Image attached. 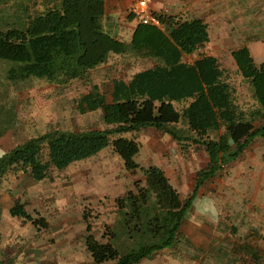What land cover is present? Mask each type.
<instances>
[{"label":"trees","instance_id":"obj_1","mask_svg":"<svg viewBox=\"0 0 264 264\" xmlns=\"http://www.w3.org/2000/svg\"><path fill=\"white\" fill-rule=\"evenodd\" d=\"M14 4V20L0 21V60L9 63L6 80L17 89L35 78L66 86L88 80L91 72L104 66L102 86L93 84L81 92L77 107L81 113L99 111L106 127L51 126L8 150L0 145V181L18 173L42 181L53 170H65L111 147L128 171L143 173L145 186L136 185V191L115 199L114 225L105 227L102 240L93 234L84 210L85 246L93 263L139 264L175 247L199 188L221 175L253 142L264 139V61L256 63L247 46L231 51L256 102L247 112L237 103L228 71L216 57L184 61L210 40L208 24L201 18L152 13L153 21L137 22L126 42L104 29L106 0H14ZM141 61L148 66L126 77ZM186 101L181 110L176 108L175 103ZM15 109L0 107V139L16 125ZM181 121L188 135L171 127ZM146 128L164 131L207 153L208 162L196 173L187 198L162 168L141 167L135 160L140 145L123 134ZM9 212L35 227L48 226L45 217H33L23 203L16 202ZM120 237L123 249L115 246ZM254 259L255 264H264Z\"/></svg>","mask_w":264,"mask_h":264},{"label":"rangeland","instance_id":"obj_2","mask_svg":"<svg viewBox=\"0 0 264 264\" xmlns=\"http://www.w3.org/2000/svg\"><path fill=\"white\" fill-rule=\"evenodd\" d=\"M14 5V0L0 2V21L14 20ZM111 20H105L104 29L118 31L120 24L115 29ZM238 37L235 35V39ZM212 51L211 46L204 47L186 56L184 61L193 62ZM231 59V49H226L218 61L228 71L237 103L248 112L256 107V102ZM257 59L264 60V54ZM8 66V62L0 60V107L15 106L17 123L0 139L1 150H8L51 126L106 127L99 111L81 113L77 107L81 92L93 84L102 86L104 66L91 72L88 80L57 87L35 78L20 89L6 80ZM146 66L147 61H141L125 76L130 77L134 70ZM188 103H175V106L181 110ZM171 127L189 134L184 121ZM123 136L139 143L135 160L141 167L159 166L182 198L191 194L196 173L208 162L203 147L180 142L155 128ZM136 185L145 186L143 173L128 171L111 147L89 159L74 162L65 170H53L42 181L24 173L6 176L0 181V264H35L33 258L41 253V245L49 246L53 254L60 253V264H94L85 246L84 210L89 215L93 234L102 240L105 227L114 225L115 199L129 190L136 191ZM16 202L23 203L33 217H45L47 228L35 227L24 218L12 216L9 209ZM122 239L115 242L121 249ZM157 255L153 264H255L254 257L264 261V139L253 142L221 175L199 188L197 200L182 225L180 242ZM36 264L52 263L39 257Z\"/></svg>","mask_w":264,"mask_h":264},{"label":"crops","instance_id":"obj_3","mask_svg":"<svg viewBox=\"0 0 264 264\" xmlns=\"http://www.w3.org/2000/svg\"><path fill=\"white\" fill-rule=\"evenodd\" d=\"M152 13L201 18L208 24L210 35V40L204 47L211 46L213 49L205 55L218 59L222 50L233 51L247 46L256 63L264 61L257 59L264 54V0H106L103 24L105 20L108 22L112 18V27L120 25L118 31L108 30L109 33L129 42L137 22L140 21V15H150V21H153ZM235 35L239 37L235 39ZM62 211L66 213V209ZM58 216L60 217V214ZM40 250L41 253L33 258L36 263L40 257L46 259L47 263L60 264V253L53 254L49 246L41 245ZM34 253L36 251L31 252V255ZM157 256L150 261L144 259L139 264H145L147 261L146 264H153ZM103 264L114 263L108 261Z\"/></svg>","mask_w":264,"mask_h":264},{"label":"built area","instance_id":"obj_4","mask_svg":"<svg viewBox=\"0 0 264 264\" xmlns=\"http://www.w3.org/2000/svg\"><path fill=\"white\" fill-rule=\"evenodd\" d=\"M150 15H140V21L143 23H149L150 22Z\"/></svg>","mask_w":264,"mask_h":264}]
</instances>
